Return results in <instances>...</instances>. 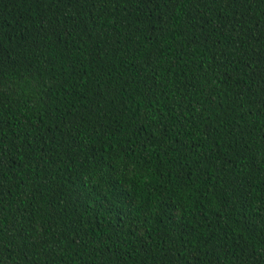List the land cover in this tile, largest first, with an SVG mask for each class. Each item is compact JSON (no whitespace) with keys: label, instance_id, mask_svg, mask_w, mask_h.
<instances>
[{"label":"trees","instance_id":"1","mask_svg":"<svg viewBox=\"0 0 264 264\" xmlns=\"http://www.w3.org/2000/svg\"><path fill=\"white\" fill-rule=\"evenodd\" d=\"M0 264H264V0H0Z\"/></svg>","mask_w":264,"mask_h":264}]
</instances>
